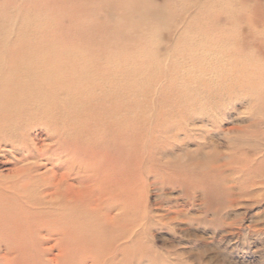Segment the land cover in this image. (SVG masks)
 <instances>
[{"label": "rangeland", "instance_id": "1", "mask_svg": "<svg viewBox=\"0 0 264 264\" xmlns=\"http://www.w3.org/2000/svg\"><path fill=\"white\" fill-rule=\"evenodd\" d=\"M97 3L0 0L1 68L17 59L4 50L46 42L67 48L73 58L55 60L83 76L18 110L26 121L0 132V174L36 173L27 182L37 189L56 170L83 178L81 189L125 192L126 228L141 234L122 248L101 240L78 264H264V174L254 170L264 168V0H151L160 22L141 26L145 39L79 74L105 34L112 43L132 31L103 28L118 17ZM48 59L16 73L38 75L37 87Z\"/></svg>", "mask_w": 264, "mask_h": 264}, {"label": "bare ground", "instance_id": "2", "mask_svg": "<svg viewBox=\"0 0 264 264\" xmlns=\"http://www.w3.org/2000/svg\"><path fill=\"white\" fill-rule=\"evenodd\" d=\"M97 1H100L97 5L106 7L110 13L113 11L118 17L116 18L118 19L117 25L102 26L103 28L106 30L111 29L118 36L124 33V30L131 29L132 31L128 34L125 33L127 39L124 41L118 38L117 41L114 39L115 41L113 40L111 43L109 40L113 34H110V36L105 34L102 40L96 42L97 45L89 46L94 54H87L90 57L84 56L89 60H87V69L84 68L79 74L89 73V70L97 69L101 63H109L106 57L102 62L100 57L96 56L115 51L117 48H123V51L127 50L126 52H128L131 42L135 43L138 40L145 39L146 34L140 32L144 23L151 19L157 23L160 22V16L153 13V8L147 7L146 3L151 2V0ZM90 2L91 0H78L81 8L88 7L92 3ZM27 15L26 17H28ZM96 30L100 31V28L97 27ZM45 43L32 44L30 48L25 50L23 49L25 47H21L22 44L18 47L16 45L15 47L9 46L10 49L3 51L2 55L8 56L10 60L15 56L17 61L9 62L6 67H0V76L7 77L5 81H0V132L12 130L17 123L26 121V116L21 115L18 110L39 102L40 97L46 91L53 88L56 91H70L79 85V80H83L81 79L83 76L79 78L78 71L76 72L71 64L55 60L59 58L72 59L73 55L68 54L67 48L62 46L52 47ZM42 52L44 53L42 54ZM163 52L161 51V53ZM123 54L120 58H125ZM41 57L49 58L48 67L44 66L42 69L51 70L50 75L37 87H30L42 79L39 80L38 75L21 76L16 73V70L27 66L28 63L25 62L27 58ZM54 99L52 100V109L58 110L55 108L58 105L57 98ZM260 102L264 103V96ZM263 121V119H260L258 123L261 124ZM26 159H28V156L22 155L19 161ZM245 165H248V163H240L237 167H244ZM254 170L264 174V168H254ZM23 171L15 170L7 175L0 174V260H4L6 264H46L47 262L78 264L84 258L82 252H86L88 257L93 259L94 249L101 240H104L105 244L119 242L118 244L122 248L131 234L134 235L135 233L134 237L136 236V238L141 234L137 229V231H133L130 227L126 228L131 206L128 204V196L126 197L124 191L119 192V194L115 192L113 197L109 194V190L101 185L98 186L100 189L97 192L93 191L96 187L90 188L87 185L81 189L79 188V182L84 181L83 178H79V175L71 177L68 172H58L56 170H51L46 176L45 174L38 175V178H45L47 182L42 183L39 188L33 189V186L31 188L32 184L27 181L29 179L34 180L37 174ZM22 177L26 180L21 179ZM262 185L264 184L262 183ZM54 249L57 250L56 253L52 252ZM78 251L79 258L77 261L75 257Z\"/></svg>", "mask_w": 264, "mask_h": 264}]
</instances>
